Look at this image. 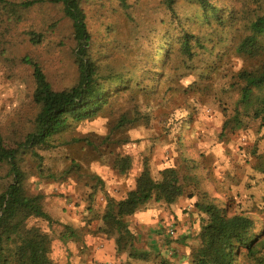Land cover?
Wrapping results in <instances>:
<instances>
[{"label": "rangeland", "instance_id": "374dc122", "mask_svg": "<svg viewBox=\"0 0 264 264\" xmlns=\"http://www.w3.org/2000/svg\"><path fill=\"white\" fill-rule=\"evenodd\" d=\"M129 1L135 21L128 20L115 4L112 9H99L98 14L93 6L87 10L93 58L119 73L130 68L131 62L140 69L139 62L146 60L150 50L145 44L153 36L148 32L153 18L166 23L170 19L161 0ZM228 5L236 21L226 20L224 25L214 21L212 28H204L184 19L198 13V6L177 0L182 25L189 34L201 37L205 47L195 45L192 59L185 60L179 45H174L162 80L151 93L144 95L137 89L121 95L95 117L69 123L53 136L49 147L35 151L37 158L31 153L21 157L25 190L28 195L42 197V209L50 218L49 223L29 218L25 227L38 228L51 238L49 257L54 264H71V259L91 264L86 251L90 242L103 238L98 237L97 229L107 198L119 200L143 168L155 178L166 167L177 169L182 178L196 176L197 188L220 204L225 202L229 213L249 216L255 223L254 234L264 233V179L254 169L256 156L264 154V125L242 114L239 126L233 120L241 110L233 75L244 65L233 48L245 32V23L239 20L244 19L243 7L249 5L252 11L254 4L251 0H230ZM45 16L58 25L53 36L39 47H33L22 34L25 25L8 35L0 27V42H8L0 44L5 49L0 50V133L6 145L23 140L37 111L31 100V71L21 62L23 57L37 58L57 91L77 80L70 25L59 9L50 4L32 9L27 26ZM173 27L178 30L176 24ZM255 94L264 95V89ZM6 174L7 167L0 165V189L10 180ZM186 184L191 192L194 185ZM180 201L184 208L180 216L188 228H195V234L198 221L192 199L182 197ZM147 209L166 210L171 216L167 212L170 206L153 200L139 207L136 215ZM173 217L159 220L164 223L161 230H157L158 225L138 226L129 219L136 246L148 252L150 260L159 252L168 264H183L179 251L187 244L168 238L163 228L173 223L177 230L182 220ZM192 234L188 230L183 238L195 245ZM261 239L264 242V234ZM256 250L255 255L243 254V264H264V248L258 246Z\"/></svg>", "mask_w": 264, "mask_h": 264}, {"label": "trees", "instance_id": "16d2710c", "mask_svg": "<svg viewBox=\"0 0 264 264\" xmlns=\"http://www.w3.org/2000/svg\"><path fill=\"white\" fill-rule=\"evenodd\" d=\"M189 1L200 9L198 13L184 18L191 24L198 22L204 28H212L214 21L221 25L226 20L236 21L235 12L228 5L230 0H217L214 3L208 0ZM176 3L177 0H161L170 19L167 23L156 18L151 21L148 32L153 36L145 44L150 51L146 60L139 62L140 69L131 62L130 68L119 73L109 64H102L93 58L87 10L93 6L98 14L99 9L107 6L112 9L115 4L128 16V20L135 21L131 14L133 4L129 0H0L1 29L8 35L19 25H25L22 34L33 47L45 44L55 33L58 23L45 16L37 23L29 22L27 26L29 12L44 4L58 8L62 18L70 25L73 64L77 73L73 86L57 91L51 86L37 58L28 55L21 59L31 71V100L37 111L30 123V131L21 142L6 145L0 133V165L7 167L6 175L10 179L0 189V264H54L49 257L51 238L38 228L25 227L29 218L48 223L50 218L42 209V197L28 195L25 190L26 175L20 166L21 157L31 153L37 158L35 151L49 147L53 136L63 131L69 123L95 117L121 95L137 89L144 95L151 93L152 87L162 80L174 45H179V52L185 60L192 59L195 45L205 47L201 37L189 34L182 25ZM251 3L254 4L252 11H249V5L243 7L244 19L239 20L245 23V32H241L242 36L233 48L235 55L244 63L233 75L238 87V105L241 107L233 117L237 126L240 125L238 118L241 114L264 125V95L255 94L264 89V0H251ZM173 24L178 27L177 31ZM7 43L6 40L3 44ZM0 50L5 49L0 47ZM193 167L196 169L197 165L193 164ZM254 169L264 179V154L256 156ZM186 183L194 185L191 192L186 190ZM198 183L196 176L182 178L173 167L159 170L157 178L152 176L149 169L143 168L132 187L126 189L119 200L107 198L97 233L113 243L115 261L118 264H168L159 252L152 259L157 261L152 262L148 252L136 246V236L129 228V219L150 200L170 206L182 197L192 199L191 207L198 221L195 245L186 247V264H243L244 253L255 255L258 246L264 248L261 239L264 233H253L255 223L249 216L229 213L225 202L220 204L208 192L201 191L197 188Z\"/></svg>", "mask_w": 264, "mask_h": 264}, {"label": "crops", "instance_id": "0c3cea01", "mask_svg": "<svg viewBox=\"0 0 264 264\" xmlns=\"http://www.w3.org/2000/svg\"><path fill=\"white\" fill-rule=\"evenodd\" d=\"M171 207V211L167 210V212H169V214L171 216H168L167 213L165 212L166 210H145L143 212H141V214H139V216H137L136 214L130 219L131 221H133L134 224L138 225V226H155L158 225L157 230H161L160 227L164 224V223H159V220L161 218H165V221L167 220V218H178L182 220V223H180L179 225H177V237L176 239H174L173 241L181 243L182 241L183 243L187 244L186 245H181V250L179 251L180 255H181V263L186 264V257L185 255L187 254V248L192 245V241L191 239H189L190 241H188V239L186 238L184 241V233H186L188 230L189 231H193L192 236H194V229H190L188 228V224L185 223L187 222L185 219L182 218V216H180L181 211L184 209L182 208V202L180 200L177 201V203L170 205ZM145 213H149L151 214V217H148V214ZM153 216V217H152ZM137 217H139L138 220H135ZM177 224V223H176ZM100 237V236H98ZM89 245H91L90 247H88L89 249H87L86 253V258L87 260L89 259V263L91 262V264H111L113 263V261H115V252H114V246L112 242H107L104 238H99V239H95L93 242H90ZM88 246V245H87ZM77 256L74 255L73 258H76ZM79 259V258H78ZM71 264H78V260L71 259Z\"/></svg>", "mask_w": 264, "mask_h": 264}, {"label": "built area", "instance_id": "2783aa9c", "mask_svg": "<svg viewBox=\"0 0 264 264\" xmlns=\"http://www.w3.org/2000/svg\"><path fill=\"white\" fill-rule=\"evenodd\" d=\"M166 236L172 240L176 239L177 237V230L173 223H168L165 226Z\"/></svg>", "mask_w": 264, "mask_h": 264}]
</instances>
